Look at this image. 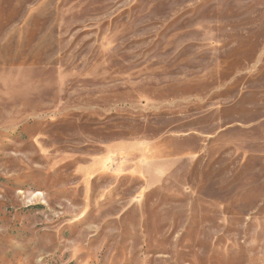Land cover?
Wrapping results in <instances>:
<instances>
[{"label":"rangeland","instance_id":"rangeland-1","mask_svg":"<svg viewBox=\"0 0 264 264\" xmlns=\"http://www.w3.org/2000/svg\"><path fill=\"white\" fill-rule=\"evenodd\" d=\"M0 264H264V0H0Z\"/></svg>","mask_w":264,"mask_h":264}]
</instances>
